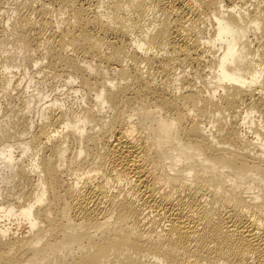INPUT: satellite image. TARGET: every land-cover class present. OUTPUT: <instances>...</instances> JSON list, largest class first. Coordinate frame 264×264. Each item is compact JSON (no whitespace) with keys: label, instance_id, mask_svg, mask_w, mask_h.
<instances>
[{"label":"bare ground","instance_id":"1","mask_svg":"<svg viewBox=\"0 0 264 264\" xmlns=\"http://www.w3.org/2000/svg\"><path fill=\"white\" fill-rule=\"evenodd\" d=\"M14 3L0 264H264V0Z\"/></svg>","mask_w":264,"mask_h":264},{"label":"rangeland","instance_id":"2","mask_svg":"<svg viewBox=\"0 0 264 264\" xmlns=\"http://www.w3.org/2000/svg\"><path fill=\"white\" fill-rule=\"evenodd\" d=\"M19 0H0V18L1 23L8 24L7 19L8 16H12V8L15 4L14 2H18ZM11 11V12H10ZM12 14V15H11ZM5 46H2L3 48V54L4 56L9 57L6 62L9 64H12L14 67L10 68L13 79H20V83L18 90H13L9 88V93L7 95L0 94V125L4 126L8 120H12L14 118V111L17 109L18 106L21 105V102H23L29 94L36 95V92H41L42 95H45L47 97L44 98V101L49 100L52 96H55L56 94L59 96V98H65L66 97V103L65 107L67 108L68 113L75 112L79 110V103L80 101L75 98V95L72 93L69 94H63L66 90L65 88L61 87L57 80H51L42 78L39 75L36 74V70L34 67L28 66L27 63L25 65V60L22 59V56L24 55V52L21 48L18 47V45L13 44L11 42L4 44ZM17 66V67H16ZM26 76H25V74ZM24 74V77H23ZM33 77L31 78L30 83L25 87V83L27 78L26 77ZM23 77V79H22ZM26 79V80H25ZM24 85V86H23ZM22 86V87H21ZM60 86V87H59ZM22 89L21 91L19 90ZM36 90V91H35ZM19 91V92H18ZM53 94V95H52ZM56 95V96H57ZM61 95V97H60ZM66 95V96H65ZM49 96V97H48ZM38 104H41L38 103ZM34 113L31 114L33 117ZM35 117V116H34ZM18 150L14 151L17 152Z\"/></svg>","mask_w":264,"mask_h":264}]
</instances>
